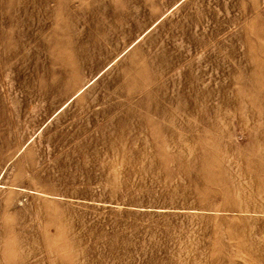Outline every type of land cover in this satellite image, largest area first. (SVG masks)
I'll use <instances>...</instances> for the list:
<instances>
[{"label": "rangeland", "instance_id": "374dc122", "mask_svg": "<svg viewBox=\"0 0 264 264\" xmlns=\"http://www.w3.org/2000/svg\"><path fill=\"white\" fill-rule=\"evenodd\" d=\"M59 1L48 30L0 20V264H264V0ZM206 90L228 107L190 114ZM139 144L148 170L113 169Z\"/></svg>", "mask_w": 264, "mask_h": 264}, {"label": "bare ground", "instance_id": "6f19581e", "mask_svg": "<svg viewBox=\"0 0 264 264\" xmlns=\"http://www.w3.org/2000/svg\"><path fill=\"white\" fill-rule=\"evenodd\" d=\"M19 0H0V3H7L9 5H12L14 7V15H10L8 13H5L6 11H4L3 14H1L0 16V20L1 22L7 26L10 25L12 27H18L19 25H21L20 20L18 21L17 16L19 15H25L28 16V12H26L27 10H31L33 11L32 13L30 12L29 14H32L34 16V18H36V21L41 22L43 25V29L44 30H48L51 28V24L53 18H55L57 16V13L59 12V10L61 9H65V10H70L73 8V6L71 4H65L63 5L59 0H20L19 2H16ZM182 0H180L178 3H180ZM169 11V10H168ZM167 11V12H168ZM166 12V14H168ZM165 15V13H164ZM161 16L158 20H156L149 28H147L143 33H141L134 42H132L129 46H127L118 56H116L102 71H100L93 79H91L90 81H88L84 87H82L79 91H77L70 99H68V101H66L63 105H61L55 112L54 114L48 119L51 120V118L58 112L60 111L62 108H64L65 106L68 105V103L72 100V99H76L79 95H81L87 88H89L93 82H95L100 76H102L105 71H107L108 69H110L113 65H115L118 61L119 58L121 57V55L123 54H127L128 52H130L132 49L135 48V46L140 43L141 41H143L146 36L152 31V28L154 27L155 24H159L162 20V18L164 17ZM16 16V17H15ZM31 16V15H30ZM19 18V17H18ZM31 18V17H30ZM17 19V20H15ZM23 19V18H22ZM28 20V18L26 19ZM33 20V19H32ZM35 20V19H34ZM30 22V21H29ZM32 22V21H31ZM24 23H22L23 25ZM25 25V24H24ZM23 25V26H24ZM35 25V24H34ZM39 25V24H38ZM36 26V25H35ZM20 28V27H19ZM41 28V29H42ZM17 30V29H16ZM28 30V28H27ZM26 30V32H27ZM33 30V29H32ZM35 30V29H34ZM39 30V29H38ZM25 30H23L22 32H24ZM42 31V30H41ZM40 31V32H41ZM18 32V31H17ZM48 32V31H47ZM31 33V32H30ZM33 33V32H32ZM19 35V32L17 33ZM15 36V33L13 34ZM28 35V33H27ZM33 35V34H32ZM41 36V35H40ZM13 37V36H12ZM9 38V37H8ZM35 38V37H34ZM21 40V38H19ZM16 40V38H15ZM17 40H18V36H17ZM19 40V41H20ZM35 40V39H34ZM18 41V42H19ZM29 41V40H28ZM31 41V38H30ZM15 43L13 44H17L16 41H14ZM22 42V41H21ZM20 43V42H19ZM18 43V44H19ZM25 43V42H24ZM9 45V43H7ZM26 44V43H25ZM4 45H6V43H4ZM30 45V44H28ZM0 46H2V48H4L5 52H8V47H4L3 43L0 44ZM10 46V45H9ZM15 46V45H14ZM20 46V44H19ZM22 46V45H21ZM12 47V46H10ZM23 48V47H22ZM12 49H14L12 47ZM11 50V49H10ZM9 50V51H10ZM17 51V50H16ZM14 52L11 50L12 54L11 57L16 58L19 57V53ZM9 54V53H8ZM1 55V54H0ZM10 57V58H11ZM52 57V56H51ZM3 58V57H2ZM9 58V57H8ZM7 59V58H6ZM19 59V58H18ZM8 60V59H7ZM234 85V84H233ZM228 89H224L225 92H230L229 90L230 88L227 87ZM214 92H212L211 90H206L203 91V95H204V99H199V100H193V107H191L190 109V114L191 113H196L197 110H200L198 108H205L203 110L207 111L210 115H214L216 117L217 114H219V112L225 110L228 105L229 102L225 100V98L220 99V104L216 105L215 103H213V98L214 97ZM74 99V100H75ZM216 100V99H215ZM218 101V100H217ZM168 113V111H163V112H159L155 114L156 117V121H159L160 119L163 118V116H166ZM133 120L134 123H131L129 125V128L131 129V127L133 126L132 124H134L135 126H137V121H140V117H143L142 113H139L137 116H130ZM191 117V116H190ZM208 123H211L209 117L206 118V120ZM49 122V121H48ZM154 124V127L156 128V130L154 131L155 135L153 137L154 140L158 141V144L160 145L159 148V152L161 154H166L165 152V148L163 147V145L165 144L166 140L168 139V131L169 129H167L166 127L164 128L162 125H159V122H155L154 119L149 118V117H144L143 118V124L146 125H150V124ZM47 124V123H46ZM44 126V125H43ZM42 126V127H43ZM134 127V126H133ZM41 130V128H40ZM133 130V129H132ZM131 130V131H132ZM135 133H132L130 136L134 135ZM129 136V139L132 138ZM30 142V141H29ZM140 145V144H139ZM145 148L144 145H140V147H136L134 148L133 152L136 154L141 155V159L134 163L131 162L135 159V157H131L127 154V152H125V150H118V155L115 157H109V162L112 165L113 169L116 166V162L118 160V158L122 161V165L121 167H124L125 170H136V169H143V170H148V168H146V166H144L141 161L144 158L143 155L145 154V151L143 150ZM21 150V149H20ZM19 150V151H20ZM171 150V149H170ZM114 151V150H113ZM207 151V150H206ZM110 152V151H109ZM209 152V151H208ZM196 152H194V150H188V151H184L180 154H175L176 157H173L175 159V161H178L179 164L182 162V160H187L190 158L191 154H195ZM203 153V152H202ZM205 153V152H204ZM110 154V153H109ZM111 155V154H110ZM108 157V156H107ZM196 157H193L192 159H195ZM212 158H214L212 156ZM14 159V158H13ZM99 159H102L101 157ZM191 160V159H190ZM192 161H188L185 164L182 165V169H189L191 167V165H193ZM128 163V164H127ZM108 167V166H107ZM178 167V166H177ZM109 168V167H108ZM202 168L205 171L204 174V178L202 177V180L205 181L208 184H224V178L222 177L221 173L218 172V170H224L229 168V165L227 164H223V165H217V164H213L212 166L204 163L202 164ZM181 169V167H180ZM179 170V167H178ZM104 171V170H103ZM152 171V169H151ZM6 170L3 169L0 173V188L4 189L5 188V184L2 182L4 179V175H5ZM106 172V171H105ZM104 172V173H105ZM169 177V176H166ZM15 189L18 190H22L27 192L25 189L22 188H18V187H14ZM32 192V191H31Z\"/></svg>", "mask_w": 264, "mask_h": 264}]
</instances>
